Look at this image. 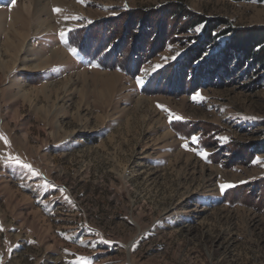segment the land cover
I'll use <instances>...</instances> for the list:
<instances>
[{
	"label": "rangeland",
	"instance_id": "obj_1",
	"mask_svg": "<svg viewBox=\"0 0 264 264\" xmlns=\"http://www.w3.org/2000/svg\"><path fill=\"white\" fill-rule=\"evenodd\" d=\"M150 10L161 49L128 24ZM192 16L222 33L195 67L264 33V0H0V264H264V68L146 83L207 38Z\"/></svg>",
	"mask_w": 264,
	"mask_h": 264
},
{
	"label": "trees",
	"instance_id": "obj_2",
	"mask_svg": "<svg viewBox=\"0 0 264 264\" xmlns=\"http://www.w3.org/2000/svg\"><path fill=\"white\" fill-rule=\"evenodd\" d=\"M163 11L167 13V15L168 14L170 15V13L172 12V10L167 7V8L161 9L158 13L160 14V12H163ZM176 12L179 13L178 15H181V16L184 13L178 10ZM178 15L174 17V20L176 18L181 19V17ZM126 16L128 20H130L128 24L132 26L137 25L140 28V30L144 32L142 37H144L146 40L148 36L149 37L151 36V39H153L155 37L156 38L158 37L157 34L159 35V37L160 35L161 36L163 35L161 38V41L153 39L155 43L159 42L161 44L160 45L161 47L159 46L160 48L158 49L162 48V46L164 45V42L168 38L163 40V37L166 36V34L164 35L166 31L165 23L163 19L159 18L158 15H156V12H153L151 10L144 12V13L128 12ZM185 17H187L186 22L184 21L179 26L175 24L171 25V28L168 31L169 37L172 36L174 32L184 31V29H187V26L189 23L188 20H192V19H190L191 18L190 14L186 15ZM192 17L194 20L192 21L193 25L195 23L197 24V22L198 24H201V22H205L206 24L205 37L207 38H205L204 41L201 42V44H198L195 47H193V49L187 53L188 55L186 58L183 57V59L180 62H177L176 65L181 66V64H183L182 67H179L178 69H176V71H173L172 73H170L169 71L171 67H168L160 72H157V74H155L154 76H151L146 81L147 84L155 85L156 83L160 82L162 83L161 87H163L164 85L165 86L168 85L167 88H173L174 86H176L177 88L179 87V89H177L176 87L174 89V90H177V93L178 92L181 93L182 91L191 92V91H197L201 89L202 87H204V84L209 83L210 80L216 81L218 79L216 78L218 73H221L225 77L227 76L232 77V75L235 74L236 71H241L246 75L251 70V69H248L247 67H244L246 66L247 62H251L252 65L256 64L258 67L264 68V33L260 34L258 38L254 37L248 40L247 38L245 39L244 36L240 34H235L234 36L229 37V39L226 41L223 51H218V54H217L218 56L216 57V59L213 58V60L208 62L206 65L200 64L199 66L195 67L197 63L196 62L197 59L195 57L200 55L202 48L204 49L206 46H208L210 44V41L214 42V39L221 36L222 33L220 35L219 33H217L216 36L211 37V33L215 31L217 28L216 26L217 23L214 22V23L207 24L206 22L208 20L203 21V19H200V18L196 19V17L194 16ZM134 29L135 28H133V30ZM125 40L126 38L123 37L122 42ZM141 43L144 44V41L142 40ZM157 45H155L154 48H151L149 51L146 50L145 44L142 46L140 45L141 47L140 49L143 51L144 54L152 56V54H154V52L157 49L155 48L157 47ZM255 48H258V50L255 51ZM211 50L213 51L214 48L210 49V52H212ZM236 55H239L240 59L235 58ZM121 58H123V56ZM135 61H139V57L128 60L126 64V68H128L129 70L133 69L132 71H134L137 65ZM229 67L231 68V70ZM177 71L180 72V73L178 72L180 75V79L179 81H176L175 79L172 81V77H174L175 75L174 73ZM162 76L164 77L162 78ZM181 78L183 80H181ZM218 80L220 81V78Z\"/></svg>",
	"mask_w": 264,
	"mask_h": 264
},
{
	"label": "snow or ice",
	"instance_id": "obj_3",
	"mask_svg": "<svg viewBox=\"0 0 264 264\" xmlns=\"http://www.w3.org/2000/svg\"><path fill=\"white\" fill-rule=\"evenodd\" d=\"M77 2H79V3H83V0H77ZM12 4H13V5L15 4V0H12ZM53 11H54L55 13H59L61 10L58 9V8H56V9H53ZM66 19H67V18H66ZM74 19H75V18H74ZM69 31H72V29H69ZM197 31H199V29H197ZM59 35H60L61 39L63 40V39L65 38V36H66V33L63 32V31H61V32L59 33ZM70 52H71L72 55H76V49H75V48L70 49ZM174 58H175V57H173V59H174ZM156 67L158 68V67H160V65H157ZM154 70H155V69H154ZM136 83H137L138 86H141V85L143 84V81L140 80V79H138V80L136 81ZM202 99H203V97H200V96H199V93H197L195 96H193V100H202ZM158 107H160V106L158 105ZM169 118H170V120H171L173 117L170 115ZM174 118H175L176 120H180V119H182V118L179 117V116H176V117H174ZM0 139H3L4 142H5V144L8 143L7 139H6L5 137H3L2 135H0ZM221 139H223V140H227L226 137H223V138H221ZM192 140H193V142H196V141H197V138H196V137H192ZM184 147H187V145H184ZM199 155H201L202 157H205V158H206L207 153H205V152H201V153H199ZM10 159H14V160H15V163H16L17 165H19L20 167H22V168H24V169H27V170H28L33 176H38V175H39V173H37V172H35V171L32 170V168H31L30 165L22 164L18 158H11V157H10ZM45 186H47V185H45ZM231 187H234V185H231V184H221V185H219V188H220L221 194H223L224 191H225L226 189L231 188ZM104 242H105V243H111L110 241H104ZM78 259L80 260L81 264H87V260H86L85 258H78Z\"/></svg>",
	"mask_w": 264,
	"mask_h": 264
},
{
	"label": "bare ground",
	"instance_id": "obj_4",
	"mask_svg": "<svg viewBox=\"0 0 264 264\" xmlns=\"http://www.w3.org/2000/svg\"><path fill=\"white\" fill-rule=\"evenodd\" d=\"M16 36V35H15ZM16 37H18V39L20 38V40L22 39V36L21 35H17ZM17 39V40H18ZM9 40V39H8ZM16 42V41H15ZM19 42V41H18ZM7 44V43H6ZM20 45V44H19ZM18 44H15V43H8L7 45H6V47H11L13 50H15L16 49V51L15 52H18L19 51V48H18V46H19ZM6 49V48H5ZM8 49V48H7ZM12 52V51H11ZM20 52V51H19ZM14 57V56H13ZM16 57V56H15Z\"/></svg>",
	"mask_w": 264,
	"mask_h": 264
}]
</instances>
